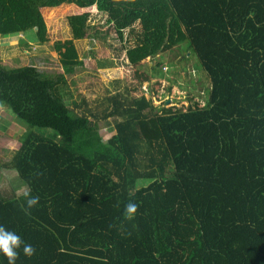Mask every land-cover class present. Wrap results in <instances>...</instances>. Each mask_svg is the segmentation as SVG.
Here are the masks:
<instances>
[{"label":"trees","instance_id":"16d2710c","mask_svg":"<svg viewBox=\"0 0 264 264\" xmlns=\"http://www.w3.org/2000/svg\"><path fill=\"white\" fill-rule=\"evenodd\" d=\"M64 3L63 74L0 63V109L28 127L1 169L39 197L27 215L22 194L0 186V226L35 249L16 264H264V0H0V36L46 41L44 15ZM93 9L117 39L140 25L131 65L171 48L180 64L195 55L202 105L158 113L143 94L115 92L109 135L71 108L58 85L82 64L74 40L89 36ZM159 65H147L152 75H164Z\"/></svg>","mask_w":264,"mask_h":264},{"label":"rangeland","instance_id":"374dc122","mask_svg":"<svg viewBox=\"0 0 264 264\" xmlns=\"http://www.w3.org/2000/svg\"><path fill=\"white\" fill-rule=\"evenodd\" d=\"M69 10V4L64 3L45 13L47 40L44 42L35 39L34 31L0 36L1 65L4 68H15L32 64L50 76L58 77L63 74L62 56L56 44L73 36L67 18ZM91 12L88 22L92 28L89 36L74 40L82 64L77 65L73 74H65L66 80L59 83L58 93L76 112L87 113L89 117L96 114L93 121L99 123L100 133L107 131L109 135L112 132L110 130L116 119L103 115L110 104L107 97L115 92L127 99L144 94L151 100L154 112L158 113L161 108H171L174 111L202 105L207 93L201 92L208 80L203 77L204 74L191 68L192 59H196V66H199L195 55L189 62L181 61L180 64L181 54L171 48L161 57H146L139 64L131 65L125 58V50L137 43V35L141 33L140 25L135 23L125 31L124 38L120 40L114 33H107L109 26L106 15L97 13L94 9ZM159 61L161 65L157 69L164 75H152L147 65L153 66ZM191 103L194 105H190ZM2 108L7 115L0 110V118L4 125H7L6 122L9 125L7 129L0 128V186L7 193L13 190L17 194L23 186L17 185L13 171L1 169V164L11 160L13 152L20 146L18 136L28 127L8 107Z\"/></svg>","mask_w":264,"mask_h":264},{"label":"clouds","instance_id":"9594fccd","mask_svg":"<svg viewBox=\"0 0 264 264\" xmlns=\"http://www.w3.org/2000/svg\"><path fill=\"white\" fill-rule=\"evenodd\" d=\"M21 194L27 206V208H25L24 205H21V210L24 211L25 214L30 215L28 210L35 207L39 203V197L32 196L29 191L23 188H21L17 193L18 196H21ZM138 208L139 205L136 202L129 201L124 208V217L128 220H132L137 214ZM21 248L25 256L31 257L35 255V249L33 246L22 241L21 237L17 233L0 226V253L7 258L8 264H16L20 255L18 250Z\"/></svg>","mask_w":264,"mask_h":264},{"label":"crops","instance_id":"0c3cea01","mask_svg":"<svg viewBox=\"0 0 264 264\" xmlns=\"http://www.w3.org/2000/svg\"><path fill=\"white\" fill-rule=\"evenodd\" d=\"M1 110V109H0Z\"/></svg>","mask_w":264,"mask_h":264}]
</instances>
